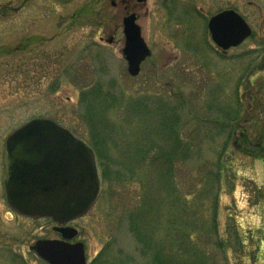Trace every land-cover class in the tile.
<instances>
[{
    "label": "rangeland",
    "instance_id": "rangeland-1",
    "mask_svg": "<svg viewBox=\"0 0 264 264\" xmlns=\"http://www.w3.org/2000/svg\"><path fill=\"white\" fill-rule=\"evenodd\" d=\"M123 1L0 0V264H50L30 246L59 237L52 218L20 215L6 201V140L36 117L68 127L96 154L101 192L74 222L88 264H156L153 247L134 230L138 216L156 240L175 227L188 230L208 264H264V0H128V8ZM229 7L254 32L224 51L208 21ZM131 12L151 49L137 75L122 53ZM98 82L110 106L97 107L93 121L83 92ZM175 109L189 157L173 169L157 159L171 142L157 122ZM106 126L112 139L97 135ZM145 198L152 216L140 210Z\"/></svg>",
    "mask_w": 264,
    "mask_h": 264
},
{
    "label": "water",
    "instance_id": "water-1",
    "mask_svg": "<svg viewBox=\"0 0 264 264\" xmlns=\"http://www.w3.org/2000/svg\"><path fill=\"white\" fill-rule=\"evenodd\" d=\"M112 3L116 4V0ZM137 19L136 12L123 19L122 53L132 75L140 72L142 62L151 54ZM208 27L213 40L224 50L252 34V27L233 8L213 15ZM3 185L7 203L17 212L65 223L92 207L102 180L96 154L85 139L52 118L36 117L6 140ZM56 229L63 238L38 239L30 248L51 264H87L84 243L68 241L78 230L71 226Z\"/></svg>",
    "mask_w": 264,
    "mask_h": 264
},
{
    "label": "trees",
    "instance_id": "trees-1",
    "mask_svg": "<svg viewBox=\"0 0 264 264\" xmlns=\"http://www.w3.org/2000/svg\"><path fill=\"white\" fill-rule=\"evenodd\" d=\"M103 90V86L102 83H97L96 86L94 87V89L91 90L90 94L87 92L84 93L83 92V101H84V105H85V116L86 118L93 120V116L95 117V113L99 114L100 112L97 111V107H104L101 112L105 113L108 106H110V103L107 102L106 99H104L103 97H100L99 92ZM108 95V93H106ZM141 111V110H139ZM175 113H169V115H164L163 111L160 112L161 116L158 117V122H157V132L158 135L160 133H164V139H167V141H171L168 145L169 149L166 151V149H164V151L159 150L158 152H160L159 155H157V159L158 161H164L165 164L170 163V167L175 166L176 169V163H178V160H180L181 158L186 159L189 157V148L184 147L181 148L180 150V139L177 135V129L175 126L177 124L178 121H180V114L179 111L177 112V110L175 109ZM100 121H102L104 118H106V116H99L98 117ZM162 118V121H160V119ZM160 121V122H159ZM93 123V122H92ZM95 129V128H94ZM167 130V131H166ZM96 133L98 130H96ZM110 131H108L107 126L105 127L104 130V134L101 133L100 129H99V134L97 133L98 137L101 139V137L103 139H112L110 138V136H107L109 134ZM108 133V134H107ZM104 141V140H103ZM95 145V150L97 153V156L99 157L100 155L103 154L102 149L99 147V143L94 144ZM155 146V142L153 141L152 144L150 143L149 147L147 149H142L143 153L145 151H151L150 149L153 148ZM165 146V145H164ZM163 146V147H164ZM181 151V152H180ZM175 164V165H174ZM169 165V164H168ZM219 165V169L222 170L223 169V165L224 162L222 160H220L218 162ZM168 171V170H167ZM169 172V171H168ZM119 173V176H117V174ZM114 175L118 178L121 179V172L114 171ZM165 175L164 173H160V176ZM102 176L103 179L106 182L111 181V176L108 174V171L106 169V167H104L103 171H102ZM169 176V175H168ZM171 176V175H170ZM210 180V171L208 170L207 175H206ZM170 178V177H169ZM168 178V184L170 185L171 183H173V181L169 180ZM113 179V177H112ZM209 179H205L207 180V182H211ZM209 183L207 185H209ZM166 184V179L164 178L163 180V185L165 186ZM172 188V186H170ZM167 188V190H170L171 193H175L174 189L175 186H173L172 189ZM204 192V189H203ZM201 192V194L203 193ZM208 194V193H206ZM180 198V194L179 192H177L175 198L173 199V201H171V204L176 205L177 206V200H179ZM147 198H145L144 201V205H143V199L141 202V207L140 210L142 211V213L146 214L149 213L153 210V205H151L150 202H147ZM189 203L188 201H185L184 204V208L187 209V207H189ZM151 205L150 209L149 208H143V206H148ZM184 211V210H183ZM187 211V210H185ZM137 213V212H136ZM150 214V213H149ZM152 216V214H150ZM150 216V218H151ZM177 217L174 218L173 222L177 223ZM137 221L140 223H145L144 220L141 219V217L138 216ZM136 222V221H134ZM136 222V225H134V230L136 232V235L138 237L139 240H141V242H144V245H151L154 249L155 255H154V260L156 264H208V262L206 261L207 259L201 254V252L199 250H197V248L194 247L195 245V238L194 236L191 235L190 232H188V230L183 231V232H179L178 229L175 227L173 229H171L170 232H167L165 235H162V237L158 240H156L154 238V227H150L146 228L144 225H140V223ZM194 226H196L195 224H193ZM149 234V235H148ZM194 244V245H193ZM180 250V253H179ZM183 251V252H181ZM153 252V253H154ZM194 252V259L191 257V254Z\"/></svg>",
    "mask_w": 264,
    "mask_h": 264
},
{
    "label": "flooded vegetation",
    "instance_id": "flooded-vegetation-1",
    "mask_svg": "<svg viewBox=\"0 0 264 264\" xmlns=\"http://www.w3.org/2000/svg\"><path fill=\"white\" fill-rule=\"evenodd\" d=\"M123 2H127L126 3V7L128 8L129 7V1L128 0H124ZM117 4V3H116ZM115 4V5H116ZM230 8V7H229ZM229 8H224V9H221V10H219L218 12H220V11H223V10H225V9H229ZM235 9V8H234ZM237 10V9H236ZM238 11V10H237ZM218 12H216V13H218ZM239 12V11H238ZM216 13H214L213 15H215ZM240 14L242 15V16H244V18L247 20V18L245 17V15H243L241 12H240ZM212 15V16H213ZM211 16V17H212ZM210 19V18H209ZM248 21V20H247ZM249 23V22H248ZM250 24V23H249ZM251 25V24H250ZM251 27H252V25H251ZM252 29H253V27H252ZM209 32H210V30H209ZM253 32H254V29H253ZM211 38H212V36H211ZM212 40H213V38H212ZM214 41V40H213ZM220 47V46H219ZM222 48V47H221ZM223 49V48H222ZM224 50V49H223ZM224 51H227V49L226 50H224ZM76 221V219L75 220H72V221H70V222H68V223H66V224H64V225H74V222ZM57 226V225H56ZM75 226V225H74ZM55 228V226H53V229ZM57 232V234L59 235V237H60V233L58 232V231H56ZM77 237V236H76ZM76 237L75 238H73L72 239V242H74V241H77V239H76ZM54 238H58V237H54Z\"/></svg>",
    "mask_w": 264,
    "mask_h": 264
}]
</instances>
